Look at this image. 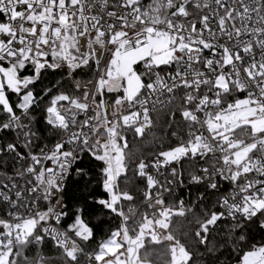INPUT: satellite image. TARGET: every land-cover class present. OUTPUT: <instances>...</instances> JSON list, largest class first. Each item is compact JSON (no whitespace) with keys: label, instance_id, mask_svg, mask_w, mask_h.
Listing matches in <instances>:
<instances>
[{"label":"snow or ice","instance_id":"6c2138e0","mask_svg":"<svg viewBox=\"0 0 264 264\" xmlns=\"http://www.w3.org/2000/svg\"><path fill=\"white\" fill-rule=\"evenodd\" d=\"M0 264H264V0H0Z\"/></svg>","mask_w":264,"mask_h":264},{"label":"trees","instance_id":"16d2710c","mask_svg":"<svg viewBox=\"0 0 264 264\" xmlns=\"http://www.w3.org/2000/svg\"><path fill=\"white\" fill-rule=\"evenodd\" d=\"M72 190H73V191H76V190H77V186L73 185Z\"/></svg>","mask_w":264,"mask_h":264}]
</instances>
